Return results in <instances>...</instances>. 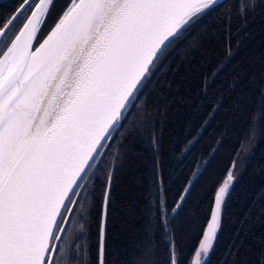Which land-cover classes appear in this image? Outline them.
Instances as JSON below:
<instances>
[{"label": "snow or ice", "instance_id": "6c2138e0", "mask_svg": "<svg viewBox=\"0 0 264 264\" xmlns=\"http://www.w3.org/2000/svg\"><path fill=\"white\" fill-rule=\"evenodd\" d=\"M57 4L14 0L0 13V264H93L86 242H73L65 225L73 215L87 220L90 198L97 196L94 264H109L107 224L120 158L108 150L119 135L147 141L158 151L151 121L139 132L125 124L165 53L197 30L207 35L208 22L221 10L229 33L234 19L240 33L264 8V0H65L59 9ZM232 56L229 36L225 62L213 77ZM261 73L262 82L253 77L249 88L255 91L253 112L264 122ZM243 102L241 92L237 104ZM240 171L234 159L216 187L202 236L188 253L180 247L176 217L192 182L170 209L161 195L150 206L148 225L149 236L160 232V254L154 240L145 245L146 264H210L226 197ZM249 264H264V249Z\"/></svg>", "mask_w": 264, "mask_h": 264}, {"label": "trees", "instance_id": "16d2710c", "mask_svg": "<svg viewBox=\"0 0 264 264\" xmlns=\"http://www.w3.org/2000/svg\"><path fill=\"white\" fill-rule=\"evenodd\" d=\"M13 2H0V13L6 14ZM222 15L223 10L208 22L207 35L205 29L197 30L165 53L163 66L158 67L128 117L125 128L137 132L145 121L152 122L160 139L158 151L153 152L147 141H125L119 135L108 150L110 156L120 158L107 224L109 264H146L145 245L153 240L159 255V230L154 229L153 236L148 234L153 219L150 206L163 195L170 209L192 182L176 217L180 247L190 252L210 218L216 187L234 159L240 161V176L226 197L221 230L209 261L249 264L257 259L258 250L264 249V122L253 112L256 97L249 88L253 77L262 82L264 8L256 10L254 19L240 33L236 31L239 20H233L229 33ZM45 34L46 28L39 38ZM229 36L231 62L213 77L225 62ZM241 92L244 102L237 104ZM95 191H100L98 185ZM90 199L87 220L73 215L66 229L73 242L77 238L86 242L94 264L100 198ZM81 223L83 232L79 231Z\"/></svg>", "mask_w": 264, "mask_h": 264}, {"label": "rangeland", "instance_id": "374dc122", "mask_svg": "<svg viewBox=\"0 0 264 264\" xmlns=\"http://www.w3.org/2000/svg\"><path fill=\"white\" fill-rule=\"evenodd\" d=\"M64 3H65V0H58V4H57L58 9L60 7H62ZM53 20H54V16L50 17L49 20L47 21L46 25L44 26V29L46 28V33L49 30V26L53 23Z\"/></svg>", "mask_w": 264, "mask_h": 264}, {"label": "water", "instance_id": "95a60500", "mask_svg": "<svg viewBox=\"0 0 264 264\" xmlns=\"http://www.w3.org/2000/svg\"><path fill=\"white\" fill-rule=\"evenodd\" d=\"M5 1H7V0H0V2H5ZM46 36V35H45ZM43 39V38H42ZM65 227H66V225H65Z\"/></svg>", "mask_w": 264, "mask_h": 264}, {"label": "flooded vegetation", "instance_id": "af4514ba", "mask_svg": "<svg viewBox=\"0 0 264 264\" xmlns=\"http://www.w3.org/2000/svg\"><path fill=\"white\" fill-rule=\"evenodd\" d=\"M44 29V28H43ZM43 29H42V31H43Z\"/></svg>", "mask_w": 264, "mask_h": 264}]
</instances>
